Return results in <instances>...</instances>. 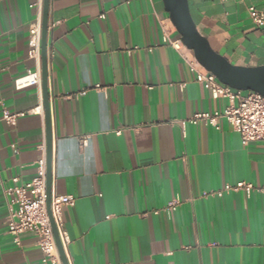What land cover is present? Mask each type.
<instances>
[{"label": "crops", "instance_id": "1", "mask_svg": "<svg viewBox=\"0 0 264 264\" xmlns=\"http://www.w3.org/2000/svg\"><path fill=\"white\" fill-rule=\"evenodd\" d=\"M39 3L0 0V264H44L34 235L14 242L5 194L38 176L43 145L47 156L42 82L15 89L38 65ZM188 3L217 53L264 66L249 15L264 0ZM180 40L163 0H49L52 194L75 198L62 209L69 264H264V142L244 145L225 120L191 124L229 102L196 81ZM4 110L24 115L9 125ZM238 183L257 191L224 190Z\"/></svg>", "mask_w": 264, "mask_h": 264}, {"label": "built area", "instance_id": "2", "mask_svg": "<svg viewBox=\"0 0 264 264\" xmlns=\"http://www.w3.org/2000/svg\"><path fill=\"white\" fill-rule=\"evenodd\" d=\"M37 16L29 28V57L37 62V68L29 71L25 76L15 80V89L23 90L29 87H39L42 82L40 69L42 51L43 6H37ZM249 15L254 24L262 30L264 35V11L251 7ZM177 48L187 52L186 59L192 72L196 74V81L208 90L214 99H226L228 105L224 110L214 113H197L190 122L197 125L204 122L218 127L220 120L228 122L238 133L244 145L253 142H264V96L251 91L235 90L223 85L217 77L204 69L186 49L183 42L173 43ZM24 114L11 113L4 110L3 119L9 125H16L19 117ZM42 157L38 161V176L31 182L20 184L18 178L12 180V185L5 190L8 208V230L14 242L20 245L24 234H32L43 254L44 264H62L49 213L47 210L46 174L47 159L46 146L41 147ZM225 191L244 192L251 196L257 189L249 183H238L235 186L227 185ZM219 196L222 192L218 193ZM75 198L72 196L51 195V212L54 223L59 232L63 248L66 249L68 236L63 229L62 209L65 206H74ZM178 202L169 204V209L175 210Z\"/></svg>", "mask_w": 264, "mask_h": 264}, {"label": "water", "instance_id": "3", "mask_svg": "<svg viewBox=\"0 0 264 264\" xmlns=\"http://www.w3.org/2000/svg\"><path fill=\"white\" fill-rule=\"evenodd\" d=\"M169 18L181 35L184 46L192 52L196 61L207 71L214 74L220 83L240 91L256 92L264 96V66L242 67L235 66L224 56L217 53L209 40L202 35L192 18L188 0H163ZM49 19V0L43 4L42 26V89L46 116L47 132V174H46V202L51 225L53 228L58 252L63 264H69L65 249L61 243L59 232L54 223L51 212L52 178H53V136L50 119L48 96V68H47V37Z\"/></svg>", "mask_w": 264, "mask_h": 264}]
</instances>
